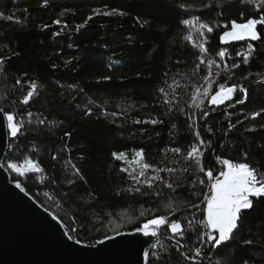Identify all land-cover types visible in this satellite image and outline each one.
Returning <instances> with one entry per match:
<instances>
[{"label":"trees","instance_id":"trees-1","mask_svg":"<svg viewBox=\"0 0 264 264\" xmlns=\"http://www.w3.org/2000/svg\"><path fill=\"white\" fill-rule=\"evenodd\" d=\"M180 3L192 7L181 9ZM208 3L213 5L210 10L202 7ZM113 8L123 15L95 16L85 28L74 30L94 10L106 12ZM65 9L68 13L59 17ZM242 11L245 16L258 15L252 5L242 4L241 0H222V7L218 0H0V12L15 14L20 21L0 19V56L5 59L0 72V108L25 118V127L18 138L8 137L13 148L7 147L2 162L5 157L22 161L30 156L45 170L26 177L8 172L10 180L19 179L26 192L56 214L73 239L84 244H95L105 235L113 236L110 229L117 225L120 232L132 231L153 214H166L162 209L152 212L160 209L166 197L131 198L132 194L127 192L117 195L128 187L130 180L120 172L121 162L111 154L123 151L131 158L133 150L144 148L148 162L159 163L164 155L162 149L187 146L192 141L186 117L176 111L167 114L156 97V89L165 86V78L171 83L175 76L185 83L187 78L179 74L191 73L196 62L197 50L181 39L186 34L181 20L194 15L208 23L230 26L232 19L243 22ZM57 18L61 19V25L52 23ZM44 24L49 28L41 31ZM62 28L61 35H52ZM258 31L264 35V26H258ZM220 32L217 28L210 36V49L227 47L233 61L241 63L234 70L232 82L243 83L249 89V98L244 105H234V111L223 108L208 119V126L214 131L204 134L212 140L204 164L217 171L215 156L222 155L235 162H247L264 173V148L260 147L264 145L261 127L264 117L253 120L250 116L252 111L264 108V83L260 82L264 76V39L251 41L256 51L249 64L243 65L236 53L246 51L250 41L221 45ZM245 75L248 79L242 80ZM17 79L37 83V95L29 105L19 104L26 86H17ZM240 98L238 94L236 99ZM89 107L92 115L86 116L84 111ZM102 109L120 115L105 116ZM27 112L33 114L31 123ZM154 116L164 123H134ZM39 120L45 123L39 124ZM229 121L235 128L225 136ZM66 131L71 137L64 136ZM65 144L67 151L63 150ZM244 152L248 153L247 160ZM53 153L58 154V160H52ZM68 158L81 170L83 179L73 177L70 166L64 167ZM168 158L174 159L171 153ZM41 177H46L43 183ZM73 178L75 183L67 184V179ZM195 180V177L185 179L172 196L182 202L198 203L193 189L202 192L207 188ZM145 209L148 212L141 217L140 212ZM196 216L201 218L199 212ZM245 216L246 221L226 248L221 251L205 248L203 264H209V258L221 259L223 264H238L234 257L241 254V248L245 258H250L249 264H264V199L255 201V208ZM185 217L191 218V210L182 208L176 218L183 219L187 225ZM72 229L77 231L72 233ZM169 236L162 229L153 243L159 241L157 247L147 249L157 253V257H149L151 264H189L177 251L176 241L184 245L180 249L183 252L200 246L194 230L186 232L184 238L173 240ZM245 240L252 241L250 247L244 245Z\"/></svg>","mask_w":264,"mask_h":264},{"label":"snow or ice","instance_id":"snow-or-ice-1","mask_svg":"<svg viewBox=\"0 0 264 264\" xmlns=\"http://www.w3.org/2000/svg\"><path fill=\"white\" fill-rule=\"evenodd\" d=\"M241 3L252 5L258 15L245 16L242 11L240 12V19L243 22L232 19L230 26L229 24L208 23L194 15L181 20V24L186 28V34L181 39L197 50L194 53L196 62L191 73L179 74L187 78L185 83L182 84L174 76L171 83L165 78V86L156 89L158 103L167 109V114L176 111L186 117L187 127L191 130V136L193 137L192 141L187 146L162 149L164 155L159 163L148 162L144 148L133 150L131 158H129L128 153L123 151L111 154L114 160L121 162L122 166L119 170L127 174L130 180L128 187L118 191L117 195L127 192L132 194L131 198L161 199L166 197L160 209L152 210L155 213L162 209L166 214H153L152 218L143 220L138 227L132 229V232L140 233L145 237H157L162 229H166L167 233L170 234L169 238L175 240L177 237L184 238L186 232L194 230L196 241L200 246L192 248L189 252H183L180 249H183L184 245L180 244L179 240L176 241L177 251L180 252L183 260L189 262V264H203L202 255L205 248L215 251L226 248L246 221L245 213L251 212L255 208V201L264 199V173L258 168L247 162H235L222 155L215 156L219 170L214 171L213 168L205 167L204 164L206 151L212 148V140L210 138L206 139L204 134H212L214 131L211 126H208V119L223 108H232L234 111V105H244L249 98V89L243 83L232 82L235 78L234 70H238L241 63L233 61L227 47H220L216 51L211 50L209 46L210 36L217 28H220L219 41L221 45H229L236 41H250L247 44L246 51L236 53V56L242 58L243 65L249 64L252 54L256 51L251 41L264 39V35L258 31V26H264V0H241ZM218 4L222 7V0H218ZM178 7L186 10L192 5L180 3ZM202 7L210 10L213 5L208 3L203 4ZM67 13L68 9H65L58 16L63 17ZM116 14L123 15V12L118 11L116 8L106 12L94 10L83 23L76 25L74 30L79 32L95 16ZM0 19L20 22L15 14L5 15L3 12H0ZM52 23L61 25L62 21L57 18ZM64 27H67V25H64ZM47 28H49V25L44 24L41 26V31ZM62 31L63 28L61 31L53 32L52 35L59 36ZM4 65L5 59L0 56V72H3ZM201 73L203 74L201 75ZM198 76L200 77L199 80H197ZM165 77H167V74H165ZM104 79L110 80L111 77H104ZM241 79L247 80L248 76L245 75ZM260 82L264 83V76L260 78ZM15 84L21 87L26 86V92L19 99V104L29 105L34 96L37 95V83L35 81L22 82L17 79ZM238 94L241 96L240 99H236ZM185 96L187 99H185ZM102 114L113 117L120 115L117 112L108 113L103 109ZM32 115L31 112L26 113L28 123H31ZM84 115H92V108H86ZM250 116L253 120L256 117H264V108L252 111ZM38 122L39 124L45 123L44 120ZM134 123L158 125L163 124L164 121L159 116H154L143 121L136 120ZM237 123H240V121L237 120ZM5 127L7 137L18 138L21 130L25 127L24 116L15 111L5 112L4 109L0 108V128ZM172 127L175 128L176 125L173 124ZM261 127L264 128V124H261ZM234 128L235 125L229 121L227 129L224 130V135L227 136ZM253 130L249 129V131ZM71 135L70 132H64L65 137H71ZM7 147L11 150L13 148L12 143H8ZM220 147H225V145L220 144ZM260 147L264 148V145ZM63 150H68L66 144ZM213 151L215 150L213 149ZM169 153L174 159L169 160ZM243 156L247 160L248 153L244 152ZM51 158L56 161L59 156L53 153ZM69 166L73 177L83 179L81 170L72 163L70 158L66 159L64 163L65 168ZM0 170L15 174L16 177H26L29 174H39L45 171L40 163L30 156L25 157L22 161L5 157L4 161L0 162ZM189 177H195L197 184L207 188V191L202 192H195L193 189L192 194L199 201L198 203L182 202L172 196L182 187L183 181ZM40 179L43 183L46 177ZM13 182L20 192L28 194L19 179H15ZM66 182L72 185L75 183V179H67ZM52 183H55V180ZM44 195L51 198L48 192H44ZM182 208L191 210V218H184L187 219V225H185L183 219L176 218L177 214L181 213ZM44 211L49 212V209L44 208ZM147 212V209L141 211L140 216L144 217ZM197 212L201 217L199 219L196 216ZM49 214L53 220L59 219L56 214ZM118 227L119 225H117V228L110 230L114 232L115 236L125 234L118 231ZM76 231L77 229L71 230L72 233ZM65 235L69 240L73 239L72 234L66 232ZM113 238V236L105 235L102 240H97L96 243L102 244L104 241ZM74 243L80 244L82 241L75 239ZM158 243L159 241H157V244H152L151 247L155 249ZM243 243L246 247H250L252 241L245 240ZM240 253L239 256L234 257L238 260V264H249L250 258H245L244 248L240 249ZM150 256L157 257V253L155 251L149 252V250L143 252L146 264H151ZM209 264H223V262L221 259L211 260L209 258Z\"/></svg>","mask_w":264,"mask_h":264},{"label":"water","instance_id":"water-1","mask_svg":"<svg viewBox=\"0 0 264 264\" xmlns=\"http://www.w3.org/2000/svg\"><path fill=\"white\" fill-rule=\"evenodd\" d=\"M6 131L0 128V162ZM49 213L0 170V264H145L143 252L156 240L127 231L102 244H76Z\"/></svg>","mask_w":264,"mask_h":264},{"label":"rangeland","instance_id":"rangeland-1","mask_svg":"<svg viewBox=\"0 0 264 264\" xmlns=\"http://www.w3.org/2000/svg\"><path fill=\"white\" fill-rule=\"evenodd\" d=\"M125 220V218H123Z\"/></svg>","mask_w":264,"mask_h":264}]
</instances>
